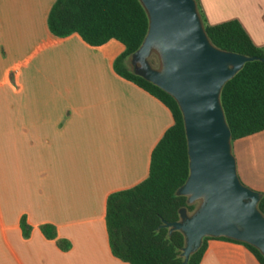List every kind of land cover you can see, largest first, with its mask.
<instances>
[{
    "label": "crops",
    "instance_id": "crops-1",
    "mask_svg": "<svg viewBox=\"0 0 264 264\" xmlns=\"http://www.w3.org/2000/svg\"><path fill=\"white\" fill-rule=\"evenodd\" d=\"M54 1L0 0V264H128L109 249L106 198L146 179L173 119L115 73L120 42L53 36ZM198 3L208 24L235 19L264 48V0ZM231 148L239 180L264 193V130ZM44 224L71 248L46 238ZM199 264L259 262L241 244L209 239Z\"/></svg>",
    "mask_w": 264,
    "mask_h": 264
},
{
    "label": "trees",
    "instance_id": "trees-1",
    "mask_svg": "<svg viewBox=\"0 0 264 264\" xmlns=\"http://www.w3.org/2000/svg\"><path fill=\"white\" fill-rule=\"evenodd\" d=\"M204 30L217 48L254 56L223 86L220 102L231 132V141L264 130V48L256 46L241 23L235 19L208 24L198 0H195ZM51 34L64 38L78 34L90 46H100L111 39L124 49L112 67L117 75L131 81L155 97L170 111L173 123L151 151L148 176L133 187L110 193L105 204V227L113 256L128 264H182L184 238L180 231L169 233L164 222L179 219V210L191 213L197 204H188L177 189L189 174L186 135L181 111L172 96L136 75L128 60L140 47L148 30V17L139 0H55L47 15ZM151 65L159 60L155 53ZM258 202L264 214V193ZM25 235L28 228L21 224ZM43 235L55 240L62 251L71 248L66 239L57 238L52 225L40 226ZM209 239H221L243 245L259 262L264 257L254 246L227 237H203L198 250L187 264H199Z\"/></svg>",
    "mask_w": 264,
    "mask_h": 264
},
{
    "label": "water",
    "instance_id": "water-1",
    "mask_svg": "<svg viewBox=\"0 0 264 264\" xmlns=\"http://www.w3.org/2000/svg\"><path fill=\"white\" fill-rule=\"evenodd\" d=\"M148 30L130 62L136 75L158 86L177 102L184 123L189 174L176 193L196 204L191 213L164 222L184 238L182 264L203 237H227L248 243L264 257L262 194L237 175L231 132L220 102L224 84L245 62L257 59L221 50L208 38L195 0H139ZM155 53L159 66L149 57Z\"/></svg>",
    "mask_w": 264,
    "mask_h": 264
},
{
    "label": "rangeland",
    "instance_id": "rangeland-1",
    "mask_svg": "<svg viewBox=\"0 0 264 264\" xmlns=\"http://www.w3.org/2000/svg\"><path fill=\"white\" fill-rule=\"evenodd\" d=\"M128 64H129V67L133 69V66H132V64H131V62H130V59L128 60ZM152 66H153V65H152ZM153 67H158V65L155 64ZM196 204H197V203H196Z\"/></svg>",
    "mask_w": 264,
    "mask_h": 264
}]
</instances>
